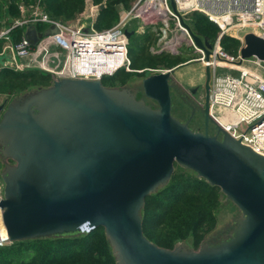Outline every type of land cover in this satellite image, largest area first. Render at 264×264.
<instances>
[{
    "label": "water",
    "instance_id": "water-1",
    "mask_svg": "<svg viewBox=\"0 0 264 264\" xmlns=\"http://www.w3.org/2000/svg\"><path fill=\"white\" fill-rule=\"evenodd\" d=\"M170 1L208 61L212 45L193 32ZM133 34L127 31V39ZM241 57L264 62V39L247 34ZM0 58L3 67L10 66V53ZM175 73L143 80L141 90L157 108L137 99V88L73 79L0 104V153L13 162L0 174L9 243L102 227L116 264H264V156L212 119L210 67L205 69L204 106L184 99L192 115L200 111L205 116L206 130L194 131L175 117ZM176 164L220 188L240 212L229 234L198 250L184 242L162 248L144 234L146 198L169 184Z\"/></svg>",
    "mask_w": 264,
    "mask_h": 264
},
{
    "label": "built area",
    "instance_id": "built-area-1",
    "mask_svg": "<svg viewBox=\"0 0 264 264\" xmlns=\"http://www.w3.org/2000/svg\"><path fill=\"white\" fill-rule=\"evenodd\" d=\"M7 1L5 10L10 4ZM174 1L187 24L191 14L201 13L221 29L208 61L204 51L181 25L170 0H137L130 12L120 13V20L113 28L102 31L96 28L101 5L92 0H86L84 11L71 22L52 18L42 0L31 5L21 1L19 17L8 15L3 21L0 30V43H6L3 54H11L12 70L39 71L51 77L53 83L63 79L102 81L122 69H131L126 32L130 31L131 18H141L139 33L145 34L146 27L154 26L152 32L161 35L158 44L151 47L153 53H176L187 43L201 55V62L210 67L212 74V119L235 139L264 156V76L261 73L264 62L257 58L242 59L244 37L239 35L240 31L249 29L250 33L264 39V0ZM17 28L26 30L15 42L12 33ZM224 35L242 42L237 56L226 53L221 47ZM219 70L227 73L219 74ZM198 102L204 105V97ZM4 193L5 184L0 178V203L5 198ZM8 244L0 208V247Z\"/></svg>",
    "mask_w": 264,
    "mask_h": 264
},
{
    "label": "trees",
    "instance_id": "trees-1",
    "mask_svg": "<svg viewBox=\"0 0 264 264\" xmlns=\"http://www.w3.org/2000/svg\"><path fill=\"white\" fill-rule=\"evenodd\" d=\"M21 1L31 5L37 0H9L7 10L5 5L8 1L0 0V30L6 16L19 17L18 4ZM92 1L97 5H105V8L99 11L96 24L97 30L102 31L113 28L119 22L120 8L129 10L137 0ZM42 2L52 18L63 22L77 19L86 6V0ZM189 18L188 24L193 32L212 46L215 45L222 32L218 25L201 13H193ZM39 29H43V26H39ZM25 30V28L14 30L13 40L19 41ZM149 40L153 41V38L149 37L147 41ZM220 44L223 50L232 56H237L242 48V42L229 35H224ZM2 46L1 42L0 48ZM152 46H146L141 52L147 59L141 66L130 60L133 70L163 68L170 71L189 61L166 62L163 59L166 53L153 54L150 51ZM40 73L3 69L0 72V94L11 97L14 94L23 95L32 89L52 86L51 77ZM147 74L146 72L135 74L122 69L107 79L105 77L102 83L106 87H124L135 76L145 77ZM175 168L169 184L146 198L142 212L144 234L151 242L162 248L174 249L177 243L190 240L193 249L198 250L205 242L206 236L217 227L216 213L221 203L222 192L220 188L198 179L195 172L185 170L177 164ZM0 264H116V260L105 229L100 227L86 234L73 233L9 243L0 247Z\"/></svg>",
    "mask_w": 264,
    "mask_h": 264
},
{
    "label": "rangeland",
    "instance_id": "rangeland-1",
    "mask_svg": "<svg viewBox=\"0 0 264 264\" xmlns=\"http://www.w3.org/2000/svg\"><path fill=\"white\" fill-rule=\"evenodd\" d=\"M136 2H134L132 4L131 9L134 7ZM131 9L123 10L122 8H120L119 11H120V13L125 15L127 12H130ZM189 20H190V18H189ZM170 23H171V27L173 28L174 27L173 21H171ZM141 25H142V19L141 18H131L130 19V26L128 27L130 29V31L134 32L133 36L129 40V46H128L129 55L128 56H129V59L131 61L136 62L137 66H141V64L144 61L145 62L147 61L146 56L141 55V52L143 51V49L149 45L156 46L159 42V39L161 38V35H159V34L156 35V33L152 32V30L155 28L154 26L146 27V30H145L146 35L139 33L138 30L141 27ZM156 27H160V26H156ZM250 32H251V30H249V29L242 30L239 32V35L245 37ZM149 37H152L153 41H151V40L147 41V39ZM153 42H154V44H153ZM150 51H151V48H150ZM176 53H178V54L166 53L163 57L164 61L170 62V63H176V62L188 61V60L189 61L187 63L181 64L180 66H178V68L177 67L174 68L176 70V73L174 74V77L176 78L175 83H177L179 81L180 83L184 84V85H182V87L186 88V89H187V85L191 86L190 88H193L197 85L200 86L201 84H203V82L206 79V74H205L206 67L201 62V59H202L201 55L198 54L193 49V47H189L187 45V43H183L182 46L177 49ZM153 54H155V53H153ZM0 57H2V56H0ZM3 64H4V61H3V59L0 58V65H3ZM3 69H6V68H2L0 70V72ZM164 71H169V70H166L163 68H160L158 70H151L149 68L142 69V70H133L131 68L128 72H132L135 74H141V73L146 72L148 74L145 77L144 76H135L133 78V80L127 85V87H138V88L142 89V82L146 77L151 76V75H155V74H160V73H163ZM226 73H227L226 71L219 70V74H226ZM107 78H109V77H106L105 79H107ZM49 82H51V81L49 80ZM34 90H37V89H32L29 92L34 91ZM171 94H172V99H173V111H172L173 115L183 122L186 121V119L190 115V111H189L187 105L181 101V99L178 95V92L175 89L172 90ZM19 96H21V95L14 94L13 96L8 97L7 95H1L0 94V104L3 102L4 99H8L10 102ZM139 98L145 99L148 102V104H150V105H156L155 103L153 104V102L151 100L145 98L143 93L139 94ZM0 121H1V116H0ZM190 127L194 131L198 130L197 125H193ZM215 134H216V132H214V134H212V135H215ZM4 168H5V166L0 164V174L2 173ZM216 214H217V219H218L217 227L214 231H212L211 233H209L206 236V241H210L211 238H213L216 234L222 233L225 230L227 231V230L233 228L236 219L240 216V212H239L238 208L236 206H234L232 204V202L227 201L226 197L223 194L221 197L220 206H219ZM184 246L187 247L188 249H193L192 243L190 240L185 241Z\"/></svg>",
    "mask_w": 264,
    "mask_h": 264
},
{
    "label": "flooded vegetation",
    "instance_id": "flooded-vegetation-1",
    "mask_svg": "<svg viewBox=\"0 0 264 264\" xmlns=\"http://www.w3.org/2000/svg\"><path fill=\"white\" fill-rule=\"evenodd\" d=\"M172 85H173V88L171 90L175 89L178 92V95H179V97H180L182 102L185 103L184 99L187 100L190 97L198 105L204 106V105L200 104L198 102V100H199L200 97H204V99H205L206 79L203 82V84H201L200 86L197 85V86L193 87V89H195V91H193V92L190 91V89H191L190 87L191 86H187V89H186V88H183L182 85H180L178 82L177 83L174 82ZM124 87H127V85L124 86ZM124 87H111V88H124ZM128 88H137V89H139V92L137 94V99H142V98H139V94H141V93L144 94V92L140 88H138V87H128ZM149 100H151V99H149ZM151 101L153 102V104L155 103L156 105H150V104L149 105L152 106L153 108H157L158 104L155 101H153V100H151ZM147 104H148V102H147ZM188 109L190 111V115L186 119V121H184V122H189L190 126L197 125L198 126V130L197 131L204 132L206 130V127H207L206 121H205V116L200 111H196V113L194 115H192V109L189 108V107H188ZM209 131L212 134H214V132H216L214 126L211 125V124L209 125ZM0 164L6 167L7 165L13 164V162L11 160H9V159H5L2 156V154L0 153ZM232 230H233V228H231V229H229L227 231L225 230L222 233L216 234L213 238H211L210 241H206L205 240L204 243L208 242L210 244H213L214 242H216L219 239H221L222 237H224L226 234H229Z\"/></svg>",
    "mask_w": 264,
    "mask_h": 264
},
{
    "label": "crops",
    "instance_id": "crops-1",
    "mask_svg": "<svg viewBox=\"0 0 264 264\" xmlns=\"http://www.w3.org/2000/svg\"><path fill=\"white\" fill-rule=\"evenodd\" d=\"M5 26H6V25H5ZM1 29H2V28H1ZM2 44H3V46L0 48V56H4V55H5V54H3V53H4L3 51H4V46H6V43H3V42H2ZM1 54H3V55H1ZM0 66H1V67H0V70H1L2 68H6V69L8 68V69H11V66H9V67H3L2 65H0ZM11 70H12V69H11ZM13 71H14V70H13ZM261 71H262V72H261L262 75L264 76V72H263L264 70H261ZM15 72H16V71H15ZM174 78H175V77H174ZM175 80H176V78H175ZM178 83H179L180 85H184V84L180 83L179 81H178ZM187 86H189V85H187ZM4 100H5V99H4ZM4 100H3V101H4ZM2 103H3V102H2Z\"/></svg>",
    "mask_w": 264,
    "mask_h": 264
}]
</instances>
